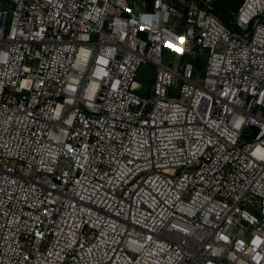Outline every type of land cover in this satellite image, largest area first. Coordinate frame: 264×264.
Returning <instances> with one entry per match:
<instances>
[{"label":"built area","instance_id":"obj_1","mask_svg":"<svg viewBox=\"0 0 264 264\" xmlns=\"http://www.w3.org/2000/svg\"><path fill=\"white\" fill-rule=\"evenodd\" d=\"M0 264H264V0H0Z\"/></svg>","mask_w":264,"mask_h":264},{"label":"rangeland","instance_id":"obj_2","mask_svg":"<svg viewBox=\"0 0 264 264\" xmlns=\"http://www.w3.org/2000/svg\"><path fill=\"white\" fill-rule=\"evenodd\" d=\"M164 57L166 62H168L170 59H174L173 55L169 53H165ZM206 60H207V55H203L201 59L193 60L197 67V72L199 75L204 74ZM177 61L179 60L177 59ZM156 72H157L156 66L153 63L146 61L141 64L137 76V81L139 83L137 92L139 94L145 96H150L153 94L152 90H153V84L156 80Z\"/></svg>","mask_w":264,"mask_h":264},{"label":"trees","instance_id":"obj_3","mask_svg":"<svg viewBox=\"0 0 264 264\" xmlns=\"http://www.w3.org/2000/svg\"><path fill=\"white\" fill-rule=\"evenodd\" d=\"M242 0H212V10L230 27L235 26V13Z\"/></svg>","mask_w":264,"mask_h":264},{"label":"snow or ice","instance_id":"obj_4","mask_svg":"<svg viewBox=\"0 0 264 264\" xmlns=\"http://www.w3.org/2000/svg\"><path fill=\"white\" fill-rule=\"evenodd\" d=\"M182 39V38H181Z\"/></svg>","mask_w":264,"mask_h":264}]
</instances>
